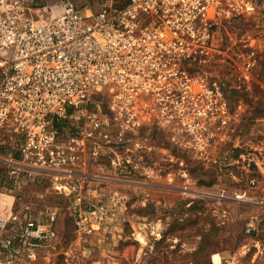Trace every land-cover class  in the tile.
I'll return each mask as SVG.
<instances>
[{
	"label": "built area",
	"instance_id": "1",
	"mask_svg": "<svg viewBox=\"0 0 264 264\" xmlns=\"http://www.w3.org/2000/svg\"><path fill=\"white\" fill-rule=\"evenodd\" d=\"M95 2L0 0V170L7 178L0 185L17 201L26 180L50 175L52 186L74 196L79 238L112 220L73 181L88 130L109 139V125L129 128L148 109L207 116L213 89L188 67L209 57L221 27L264 10V0ZM79 121L80 131L62 141L59 124ZM115 138L123 140L122 132ZM54 220L55 212L26 200L0 214V264H41L42 251L55 248Z\"/></svg>",
	"mask_w": 264,
	"mask_h": 264
},
{
	"label": "rangeland",
	"instance_id": "2",
	"mask_svg": "<svg viewBox=\"0 0 264 264\" xmlns=\"http://www.w3.org/2000/svg\"><path fill=\"white\" fill-rule=\"evenodd\" d=\"M212 46L188 67L213 89L207 116L148 109L129 128L109 125V139L88 130L73 181L112 214L105 228L79 238L74 196L50 175L17 191L33 208L55 212V248L42 251L41 264H264V10L221 27ZM98 99L105 108L109 98ZM78 123L59 124L62 141ZM13 197L0 185V214L21 202Z\"/></svg>",
	"mask_w": 264,
	"mask_h": 264
},
{
	"label": "crops",
	"instance_id": "3",
	"mask_svg": "<svg viewBox=\"0 0 264 264\" xmlns=\"http://www.w3.org/2000/svg\"><path fill=\"white\" fill-rule=\"evenodd\" d=\"M49 1L51 2L54 0H27V4L28 5H39V4H44L45 2H49ZM84 2L93 4V5L96 4L95 0H84Z\"/></svg>",
	"mask_w": 264,
	"mask_h": 264
}]
</instances>
